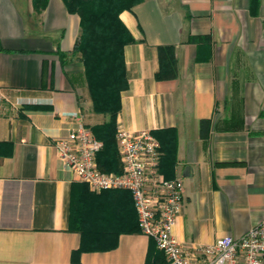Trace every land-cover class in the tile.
Wrapping results in <instances>:
<instances>
[{"label":"crops","instance_id":"crops-1","mask_svg":"<svg viewBox=\"0 0 264 264\" xmlns=\"http://www.w3.org/2000/svg\"><path fill=\"white\" fill-rule=\"evenodd\" d=\"M118 19L131 38L118 172L99 170L121 172L118 128L146 130L159 175L183 184L177 242L240 237L264 220V0H143ZM80 31L64 0H0V264H167L129 191L94 192L59 161L70 114L96 139L109 121L93 111Z\"/></svg>","mask_w":264,"mask_h":264},{"label":"built area","instance_id":"built-area-1","mask_svg":"<svg viewBox=\"0 0 264 264\" xmlns=\"http://www.w3.org/2000/svg\"><path fill=\"white\" fill-rule=\"evenodd\" d=\"M4 95L0 88V103ZM55 143L63 169L70 171L92 191L126 190L133 198L139 231L151 238L167 264H264V220L238 238L225 236L213 243L184 248L172 235L184 207L183 184L158 173L159 144L146 130L118 128L116 142L121 172L104 173L97 165L103 144L80 123Z\"/></svg>","mask_w":264,"mask_h":264},{"label":"trees","instance_id":"trees-1","mask_svg":"<svg viewBox=\"0 0 264 264\" xmlns=\"http://www.w3.org/2000/svg\"><path fill=\"white\" fill-rule=\"evenodd\" d=\"M64 1L67 9L80 17L81 31L74 52L80 55L83 63L93 111L109 116L107 124L99 129L103 136L97 139L103 141V148L96 160L102 171L118 172L113 144L114 122L120 106V91L126 87L122 48L131 41L130 35L118 19V14L123 10L131 9L143 0ZM257 1L252 0L253 3ZM233 120L235 124L236 119ZM198 126L200 138L207 139L211 120L202 119ZM136 227L139 231L138 224ZM82 249H85V246H81Z\"/></svg>","mask_w":264,"mask_h":264},{"label":"rangeland","instance_id":"rangeland-1","mask_svg":"<svg viewBox=\"0 0 264 264\" xmlns=\"http://www.w3.org/2000/svg\"><path fill=\"white\" fill-rule=\"evenodd\" d=\"M84 68V67H83ZM84 79H85V77H84ZM86 82V81H85Z\"/></svg>","mask_w":264,"mask_h":264}]
</instances>
